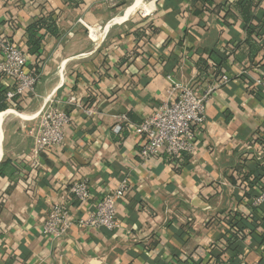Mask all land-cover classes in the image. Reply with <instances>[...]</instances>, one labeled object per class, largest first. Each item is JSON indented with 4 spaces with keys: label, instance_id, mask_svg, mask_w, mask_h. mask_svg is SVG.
Returning a JSON list of instances; mask_svg holds the SVG:
<instances>
[{
    "label": "crops",
    "instance_id": "crops-1",
    "mask_svg": "<svg viewBox=\"0 0 264 264\" xmlns=\"http://www.w3.org/2000/svg\"><path fill=\"white\" fill-rule=\"evenodd\" d=\"M136 1L0 0V53L7 43L28 53L27 28L42 17L59 32L42 30L40 57L29 55V69L40 66L33 96L0 113V165H11L0 176V264H264V208H253L249 186L264 164V26L249 38L239 16L225 24L214 11L238 0H143L129 12ZM168 76L211 91L206 124L193 156L144 163L133 127L171 100ZM48 103L72 122L61 145L36 155L33 130ZM82 180L86 203L70 194ZM121 185L116 232L43 233L53 205L72 201L87 217ZM236 216L241 238L227 250Z\"/></svg>",
    "mask_w": 264,
    "mask_h": 264
},
{
    "label": "built area",
    "instance_id": "built-area-1",
    "mask_svg": "<svg viewBox=\"0 0 264 264\" xmlns=\"http://www.w3.org/2000/svg\"><path fill=\"white\" fill-rule=\"evenodd\" d=\"M28 62L29 54L13 43H7L0 53V75L15 83L14 89L6 93V101L10 105L17 98L31 97L35 93L38 77L27 69ZM168 80L173 84L171 100L133 127L134 134L142 139L139 158L144 163L163 153L173 159L181 155L193 156L197 129L206 124L211 91L201 95L190 84L176 83L172 76H168ZM85 113L91 116L93 111L87 110ZM126 120L124 117L123 121ZM71 122V116L55 104H46L36 117L34 153L40 155L61 145ZM126 192L127 187L121 185L119 189L106 194L91 215L82 218L72 213V201L57 203L44 221L43 233L54 239H62L74 226L116 232L119 229L117 206ZM70 194L73 201L86 203L90 199L89 182L82 180L73 184ZM253 206L264 207V190L254 197Z\"/></svg>",
    "mask_w": 264,
    "mask_h": 264
},
{
    "label": "trees",
    "instance_id": "trees-1",
    "mask_svg": "<svg viewBox=\"0 0 264 264\" xmlns=\"http://www.w3.org/2000/svg\"><path fill=\"white\" fill-rule=\"evenodd\" d=\"M205 3H209L210 5H214L211 0H203ZM215 12L224 11L225 16L223 17L225 24H232V21H236V16H239L241 23L244 25V28L249 34V38L257 31L258 26H264V9L260 7V1L257 0H238L233 4H226L224 6L218 7L215 6ZM50 21H47L45 17L40 18L36 23L27 28V33L30 38L29 51L28 54L30 56H36L37 58L41 55L42 50V42L44 40V36L41 34L42 30H46L48 34L56 36L58 35V29L56 27L55 19L52 15H50ZM50 22V23H49ZM254 22H257V25H254ZM235 23V22H234ZM220 63V62H219ZM29 71L34 73L36 77H39L40 66L35 65L33 68H27ZM2 78H6L4 75H0ZM6 93L7 90L0 85V113L9 108L6 101ZM16 100V99H15ZM15 100L13 102H15ZM20 108V107H18ZM3 116L1 117L2 122ZM10 161L4 162L0 165V176H5L6 170L10 168ZM260 171H254V180L251 181L249 186L257 189L258 193L264 190V182L262 181L264 178V164L260 165ZM262 171V173H260ZM255 210H259L258 208L253 207ZM264 208V207H263ZM239 217V216H238ZM242 218V217H240ZM240 220V219H239ZM235 219L230 223L229 229H227L226 233V241L228 244L227 250L232 249L233 245L237 243L238 239L241 238L242 228L240 222ZM256 225L259 223L254 222ZM264 230V219L262 224L260 225ZM236 229V230H235ZM264 235V234H263ZM262 238H264L262 236ZM216 264H232L233 261L229 259L226 262H223L220 256H218Z\"/></svg>",
    "mask_w": 264,
    "mask_h": 264
},
{
    "label": "bare ground",
    "instance_id": "bare-ground-1",
    "mask_svg": "<svg viewBox=\"0 0 264 264\" xmlns=\"http://www.w3.org/2000/svg\"><path fill=\"white\" fill-rule=\"evenodd\" d=\"M142 1L143 0H137V4L136 3H134V5L133 6H131L130 7V9H129V12H135L136 11V7L138 6V4H140V3H142ZM138 8V7H137ZM138 10V9H137ZM131 15V14H130ZM127 18H129L128 16H127ZM122 20V19H121ZM125 20V19H124ZM120 21V20H119ZM64 69V68H63ZM56 74V73H55ZM2 134V133H1ZM1 150H2V148H1Z\"/></svg>",
    "mask_w": 264,
    "mask_h": 264
},
{
    "label": "rangeland",
    "instance_id": "rangeland-1",
    "mask_svg": "<svg viewBox=\"0 0 264 264\" xmlns=\"http://www.w3.org/2000/svg\"><path fill=\"white\" fill-rule=\"evenodd\" d=\"M150 1H151V0H147L146 3H147V2H150ZM136 2H137V1H136ZM136 2H135V3H136ZM142 3H143V1H142ZM142 3L138 4V6H137L138 8L136 7V11H137V9H139V8L142 6ZM136 4H137V3H136ZM133 5H134V4H133ZM128 11H129V10H128ZM147 11H148V10H147V8H146V12H147Z\"/></svg>",
    "mask_w": 264,
    "mask_h": 264
}]
</instances>
